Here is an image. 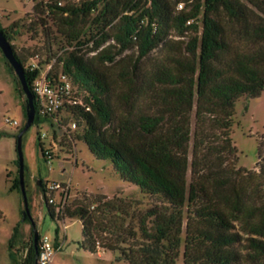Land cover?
<instances>
[{"label":"trees","instance_id":"trees-1","mask_svg":"<svg viewBox=\"0 0 264 264\" xmlns=\"http://www.w3.org/2000/svg\"><path fill=\"white\" fill-rule=\"evenodd\" d=\"M181 1L185 7L175 10L168 0H148L138 19L122 17L114 36L121 49L101 59L114 62L124 51L137 47L131 72L122 68L117 79L111 80L75 53L66 58L63 68L81 84L84 100L92 107L88 112L73 111L78 124L86 122L80 139L97 159L111 161L123 180L157 203L139 211L132 201L97 197L92 204L87 199L65 207L57 220L80 219L82 248L95 254L117 252L118 259L130 264H179L182 245L184 264H240L242 241L251 251L248 256L264 260V148L261 144L258 170L237 167L231 136L237 101L260 97L264 91V0ZM98 3L63 10L85 14ZM41 6L42 2L35 9ZM202 10L200 30L197 19ZM172 32L188 38L175 42L186 57L157 65L153 82L146 90L140 88L132 77L139 63L159 45L171 43ZM16 56L24 66V60ZM6 64L14 74L7 60ZM37 74L25 70L31 90ZM15 80L25 99L26 115L27 97L17 75ZM115 91L125 114H117L112 101ZM144 97L152 107L138 114L136 105ZM40 122L36 116L35 123ZM40 147L46 157L43 143ZM10 189L21 190L20 179L11 182ZM25 212L26 220L30 215ZM49 213L55 219L53 208L49 207ZM19 225L10 238V249ZM35 230L33 222L21 264H38L40 235L35 246Z\"/></svg>","mask_w":264,"mask_h":264},{"label":"rangeland","instance_id":"rangeland-1","mask_svg":"<svg viewBox=\"0 0 264 264\" xmlns=\"http://www.w3.org/2000/svg\"><path fill=\"white\" fill-rule=\"evenodd\" d=\"M96 0H0V23L9 35V40L19 56L24 60V68L32 64L44 70L54 62L56 71L63 70L66 58L75 53L93 62L111 80H116L122 68L129 69L137 57V47L124 51L114 62L103 61L105 53L115 54L121 49L116 41L119 23L123 16L138 19L149 5L148 0H98L97 7L90 13L73 14L64 8H82ZM175 10L185 7L184 1L168 0ZM43 6L35 9L38 3ZM119 16L114 19V16ZM202 10L197 19L200 30L203 26ZM171 43H163L143 59L136 71L139 87L146 90L153 80L157 65H171L170 58H185L176 48L175 42H187V37L172 32L168 36ZM14 74L8 69L4 54L0 49V264H21L22 255L31 241L33 222L40 236L48 235L56 244H62L54 254L52 264H130L118 259L119 254L102 250L91 253L82 248V222L78 218L62 217L65 207L92 201L97 197L112 199L119 197L132 201L139 211H145L157 200L145 194L137 185L125 181L113 169L108 160L97 159L79 136L83 134L86 122L77 123L72 114L61 116L52 122L35 123L23 136L24 183L29 207V217L24 219L26 209L22 190H11V182L20 179L17 137L25 126L27 117L23 108L25 99L18 91ZM153 82V81H152ZM142 89H139L142 92ZM118 91V90H117ZM119 92V91H118ZM141 94V93H140ZM148 97L136 105L140 114L151 109ZM112 101L117 106V114H125L126 109L117 98L116 91ZM8 119L10 121H8ZM16 120L17 125L12 121ZM192 140L196 123L195 109L192 112ZM47 133L44 141L40 135ZM233 144L237 149V167L258 170L259 148H264V91L260 97L240 98L235 107L231 131ZM50 152L44 157L40 144ZM191 167L187 173L191 181ZM50 183H60L62 190L53 193L54 204L47 202L46 188ZM55 210V219L49 213ZM59 215V216H58ZM19 225L13 240L9 241L14 228ZM246 237L247 235H244ZM183 237H185V225ZM246 241L238 245L243 259L240 264H264L248 252ZM184 245L181 248L179 264H184Z\"/></svg>","mask_w":264,"mask_h":264},{"label":"built area","instance_id":"built-area-1","mask_svg":"<svg viewBox=\"0 0 264 264\" xmlns=\"http://www.w3.org/2000/svg\"><path fill=\"white\" fill-rule=\"evenodd\" d=\"M38 69L39 66L37 64L25 67V70L38 71L32 82V92L37 103L36 116L40 118V123L58 120L62 115L67 117L66 114L73 115V111L83 110L88 112L92 110L91 105L84 100L85 91L81 84L74 81L64 70L56 71L54 62L49 63L44 70L40 71ZM8 121L10 120L8 119ZM12 123L18 124L16 120L12 121ZM40 137L44 141L47 133H42ZM45 155L46 157H51L49 150L46 148ZM62 189L60 183L48 184L46 188L47 202L54 204L53 193ZM59 249H61V245H57L48 235L40 236L37 263L50 264L55 252Z\"/></svg>","mask_w":264,"mask_h":264},{"label":"water","instance_id":"water-1","mask_svg":"<svg viewBox=\"0 0 264 264\" xmlns=\"http://www.w3.org/2000/svg\"><path fill=\"white\" fill-rule=\"evenodd\" d=\"M0 49L2 53L4 54L5 59L9 62V64L13 67L15 74L17 75L18 79L20 80V83L22 85L23 91L26 94L27 97V104H26V117L27 122L25 124V128L18 134L17 137V152L19 155V172H20V184H21V190L23 192V195L25 196V202H26V210L29 213V207L27 204V198H26V188L24 183V154H23V136L27 132V130L34 125L35 119H36V108H35V96L29 87L26 77H25V68L22 65V63L17 59L15 50L10 42V40L7 38L4 30L2 29V25L0 24ZM27 213H24V216H26ZM35 246H37V239L39 237L38 230H35ZM38 253V251H37Z\"/></svg>","mask_w":264,"mask_h":264},{"label":"crops","instance_id":"crops-1","mask_svg":"<svg viewBox=\"0 0 264 264\" xmlns=\"http://www.w3.org/2000/svg\"><path fill=\"white\" fill-rule=\"evenodd\" d=\"M16 234H17V233H16ZM58 244H60V243H58ZM60 245H61V249H62V244H60ZM12 249H13V248H12ZM101 251H102V250H101ZM101 251H100V252H101ZM104 251H106V250H104ZM100 252H99V253H100ZM24 255H25V253H24ZM24 255H23V256H24ZM53 257H54V256H53ZM53 262H54V258H52V261H51L50 264H52Z\"/></svg>","mask_w":264,"mask_h":264}]
</instances>
